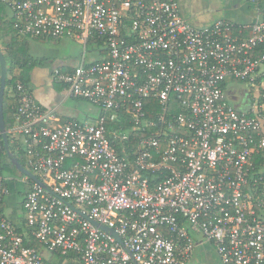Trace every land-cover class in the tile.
I'll return each instance as SVG.
<instances>
[{
  "label": "built area",
  "instance_id": "2783aa9c",
  "mask_svg": "<svg viewBox=\"0 0 264 264\" xmlns=\"http://www.w3.org/2000/svg\"><path fill=\"white\" fill-rule=\"evenodd\" d=\"M248 1L262 18L198 28L178 0H0L20 38L81 44L54 80L99 111L61 121L16 82L7 133L40 182L22 173L21 231L0 209V264H190L204 241L223 264H264V112L226 91L264 90V10ZM121 110L132 127L108 129ZM130 131L144 133L135 146Z\"/></svg>",
  "mask_w": 264,
  "mask_h": 264
},
{
  "label": "crops",
  "instance_id": "0c3cea01",
  "mask_svg": "<svg viewBox=\"0 0 264 264\" xmlns=\"http://www.w3.org/2000/svg\"><path fill=\"white\" fill-rule=\"evenodd\" d=\"M227 1L231 4L234 2L232 14L240 21L251 19V17L253 16V9L255 8V6L248 0H226V3L228 4ZM261 10H264V0L261 1ZM0 16L4 19H9L8 22L12 24V15L7 7L3 6L0 9ZM12 28L14 29L13 24ZM3 31L4 29L0 32ZM4 37L7 38L6 33H4ZM22 39L27 42L28 54L35 59V64L29 71L28 86L31 88V91L33 92V95L38 104L44 109L55 112L56 115L61 119V121H65L70 118L83 119L87 117H96L99 114V111L98 109H96V107H94L86 100L72 97L63 85L55 82V80L51 77V73L54 69L60 68L63 70H67L72 68L79 62L80 55L78 57V53H72L73 49L70 47L71 39ZM72 42H75V45L77 46L81 45L76 41L72 40ZM38 44L58 49H56L53 55L35 57L29 52V48H31L32 46L36 47ZM0 50L4 52L2 39L0 40ZM227 94L229 96H238V100L240 103L238 106L242 107L241 110H249L257 101V105L264 112L263 89H259L258 87H250L248 85V88L245 90L235 91L229 89L227 91ZM8 95H13V92L12 90H10V88H8ZM262 132L264 134V128ZM9 182H6L9 189L8 193L4 195L0 206L3 213L11 221H13V223L15 222L16 224L20 225L23 220V211L21 205L28 187L24 191L17 204V202H15L16 200L10 196V192L16 188V185L12 183L9 184ZM194 260H196L199 264H221L217 256L214 254L213 248L209 245H198L195 248Z\"/></svg>",
  "mask_w": 264,
  "mask_h": 264
},
{
  "label": "trees",
  "instance_id": "16d2710c",
  "mask_svg": "<svg viewBox=\"0 0 264 264\" xmlns=\"http://www.w3.org/2000/svg\"><path fill=\"white\" fill-rule=\"evenodd\" d=\"M6 7L4 4L0 2V9L2 7ZM7 21V22H6ZM9 19H4L0 16V31L4 29L3 32H0V40H3V46H4V53L5 58L8 63V69H7V78H6V87L4 92V98H3V114H4V124L6 131L11 127L13 124V114L15 111V108L18 104L17 102V91L15 90V85L17 81H20L24 85H28L29 81V71L32 68V66L35 64V59L32 58L28 54L27 49V42L19 38L18 34H16V29L12 28V24L8 22ZM4 33H6L7 38L4 37ZM260 49H263V46L260 47ZM13 67H17L20 69V72L18 75L12 74ZM11 76V77H10ZM8 88L12 90L13 95H8ZM145 107L147 110V114L149 118H153L155 112L158 111V104L155 100H146L145 101ZM119 119L115 121L107 120V128L112 129H121L123 131L129 129L132 127V123H130L129 115H127L123 110L119 111L118 113ZM121 126V127H120ZM144 133L142 132H135L130 131L129 132V145L135 146L138 142V140L143 136ZM8 141H9V147L14 155V157L22 164L24 165V153L22 149H17L12 143L11 138L9 134L7 133ZM0 164L2 171L5 170L7 165H10L14 169L16 167L11 163L10 159L8 158V155L4 149L3 141L0 135ZM118 152L121 153L120 146L118 147ZM254 161L256 162V165H264V156L263 155H257L254 157ZM17 170V169H16ZM20 172V171H19ZM1 205V203H0ZM0 209L2 210L1 206ZM13 222V221H12ZM14 224L18 227V231H21V226ZM28 245L39 247V244H37L34 240L27 242ZM61 257L56 254H52L48 261L51 264H59Z\"/></svg>",
  "mask_w": 264,
  "mask_h": 264
},
{
  "label": "water",
  "instance_id": "95a60500",
  "mask_svg": "<svg viewBox=\"0 0 264 264\" xmlns=\"http://www.w3.org/2000/svg\"><path fill=\"white\" fill-rule=\"evenodd\" d=\"M205 2L204 0H178L179 2V9L181 12L182 17L190 24H192L195 27L198 28H204L212 23H214L217 20H227L232 23L238 24V25H248L253 23L256 19L262 18V14L258 15V11L256 8L253 9V16L251 19L248 20H239L232 14V9L234 6V2L231 4L228 1V4L226 3V0H207ZM215 1H220L218 4L215 3ZM234 1V0H232ZM231 6L228 8L221 7L224 6ZM31 39V38H29ZM7 69H8V63L6 61V58L4 56V52L0 50V135L3 141L4 149L8 155V158L10 159L11 163L16 167L17 170H19L21 173L27 175L31 180L40 182V180L37 178L36 175H34L31 171H29L27 168H25L12 154L10 147H9V141L7 137V131L4 124V114H3V98H4V92L6 87V78H7ZM238 108V107H237ZM242 109V107H239ZM95 225H98L101 229L109 231L111 234H113L117 239H119L118 235L114 232L113 229L108 228L105 225H100L96 221L91 220ZM200 245H209L213 248L214 254L217 256L218 260L221 264L222 261L220 259L219 254L215 250V248L212 246V244L209 241H204L201 243H198L195 248ZM195 248L192 254V258L190 260V264H199L196 260H194L195 256Z\"/></svg>",
  "mask_w": 264,
  "mask_h": 264
},
{
  "label": "rangeland",
  "instance_id": "374dc122",
  "mask_svg": "<svg viewBox=\"0 0 264 264\" xmlns=\"http://www.w3.org/2000/svg\"><path fill=\"white\" fill-rule=\"evenodd\" d=\"M205 2L208 3L207 0H204ZM220 1H215L216 4H218ZM221 7H231V6H226V4L224 6ZM73 39L70 40L71 43V48L73 49L72 53H78V57L80 55V53L82 52V46L81 45H75V42H72ZM74 41V40H73ZM46 44V43H44ZM51 44V43H49ZM56 49L58 48H50L48 46H42V44H38L36 47L32 46L31 48H29V52L34 55L35 57H43V56H49V55H53L56 51ZM20 69L17 67H13V71L12 74H19ZM11 77V76H10ZM57 83H59L57 80L55 81ZM60 84V83H59ZM248 88V84L246 82H242V81H228L226 83V90L228 91L230 90H235V91H240V90H245ZM231 101V100H230ZM232 103V102H231ZM11 136V135H9ZM25 157V156H24ZM24 163H25V159H24ZM4 175L7 177H10L13 179L12 182H9L16 185V188L14 190H12L10 192V196L15 199L18 204L20 198L22 197L25 189V182H23L22 180V173L19 172L18 170L14 169L13 167H11L10 165H7L5 170H4ZM14 202V203H15Z\"/></svg>",
  "mask_w": 264,
  "mask_h": 264
},
{
  "label": "flooded vegetation",
  "instance_id": "af4514ba",
  "mask_svg": "<svg viewBox=\"0 0 264 264\" xmlns=\"http://www.w3.org/2000/svg\"><path fill=\"white\" fill-rule=\"evenodd\" d=\"M56 69H59V68H56ZM51 77L54 79V70L53 72L51 73ZM229 99L231 100V102L233 103V105L235 107H239L238 105L240 104L239 103V100H238V96L236 95H230L229 96ZM19 171V170H18ZM28 187V181H25V189Z\"/></svg>",
  "mask_w": 264,
  "mask_h": 264
}]
</instances>
